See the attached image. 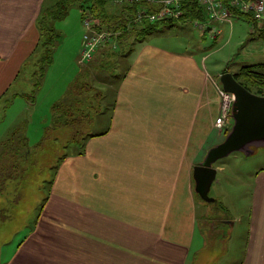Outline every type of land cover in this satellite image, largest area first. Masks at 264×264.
Returning a JSON list of instances; mask_svg holds the SVG:
<instances>
[{
	"label": "crops",
	"instance_id": "1",
	"mask_svg": "<svg viewBox=\"0 0 264 264\" xmlns=\"http://www.w3.org/2000/svg\"><path fill=\"white\" fill-rule=\"evenodd\" d=\"M45 3L0 0V99L36 51ZM220 88L191 53L140 48L115 97L105 98L113 106L106 130L59 164L38 230L27 238L33 236L36 249L25 255L19 248L10 264L50 263L40 256L39 226L56 233L72 229V264H196L192 250L204 233L193 171L219 143L212 131ZM254 189L241 256L233 264H264V170ZM47 212L61 218H45Z\"/></svg>",
	"mask_w": 264,
	"mask_h": 264
},
{
	"label": "rangeland",
	"instance_id": "2",
	"mask_svg": "<svg viewBox=\"0 0 264 264\" xmlns=\"http://www.w3.org/2000/svg\"><path fill=\"white\" fill-rule=\"evenodd\" d=\"M121 7L106 5L111 14ZM52 26L57 32L53 62L47 65L42 50H36L24 63L12 90L0 99V264H10L19 248L25 255L36 249L30 247L33 236L27 238L38 230L59 164L83 151L90 136L106 130L110 122L106 116L113 106L107 105L105 98L115 97L117 84L134 64L140 48L152 44L191 53L221 86L225 69L234 73L242 66L264 63V35L251 33L246 15L221 23L216 38L187 20L164 21L149 32L136 25L130 30L119 27L128 37L116 38L115 48L107 49L105 55L100 51L83 63L80 52L87 28L81 4L70 5ZM111 84H115L113 88ZM81 116L88 120H82L78 129L74 118ZM214 127L212 134H219L215 143L224 140L232 128ZM214 167L221 168L209 194L217 203L197 197L204 237L192 250V258L196 264H233L241 256L238 247L244 243L249 225L254 179L264 170V147L249 155L234 151L217 160ZM50 214L61 218L59 212H47L45 218ZM60 229L62 232L56 233L39 226L40 256L43 253L49 264H58L60 257L72 264V229Z\"/></svg>",
	"mask_w": 264,
	"mask_h": 264
},
{
	"label": "built area",
	"instance_id": "3",
	"mask_svg": "<svg viewBox=\"0 0 264 264\" xmlns=\"http://www.w3.org/2000/svg\"><path fill=\"white\" fill-rule=\"evenodd\" d=\"M113 3L124 6L129 16L126 28L133 23L156 24L164 21L187 20L200 30L206 31L211 37L220 34L218 27L221 23L231 21L232 17L246 15L252 19V32L264 34V0H112ZM189 1H192L195 9L206 10V19L189 18L186 16ZM136 6V10L130 15L128 8ZM204 12V11H203ZM84 25L87 32L84 35L81 49L80 62L90 61L98 48L114 40L117 33L98 28L100 21L93 16L90 10L84 11ZM221 96L220 115L216 120L219 128L228 127L231 124L232 106L235 95L222 87L219 89Z\"/></svg>",
	"mask_w": 264,
	"mask_h": 264
},
{
	"label": "water",
	"instance_id": "4",
	"mask_svg": "<svg viewBox=\"0 0 264 264\" xmlns=\"http://www.w3.org/2000/svg\"><path fill=\"white\" fill-rule=\"evenodd\" d=\"M222 87L235 95L232 106L234 120L231 130L220 143L212 146L202 162L194 166L196 193L205 201L215 202L209 192L216 178L214 163L234 151L249 155L264 147V95L248 90L230 71L220 76Z\"/></svg>",
	"mask_w": 264,
	"mask_h": 264
},
{
	"label": "trees",
	"instance_id": "5",
	"mask_svg": "<svg viewBox=\"0 0 264 264\" xmlns=\"http://www.w3.org/2000/svg\"><path fill=\"white\" fill-rule=\"evenodd\" d=\"M76 2H79L83 9L88 8L93 13V16L100 21L98 25L99 29H106L108 31H116L119 27H123L124 29H126L128 17L125 16L129 15L125 12L124 7V9H121L116 14L108 13L106 5L110 4L111 0H46V3L42 8V11L38 18V26L40 29V41L38 43V46L36 47V50H42L44 57L46 58L47 65L53 62L54 51L56 47L57 32L54 30L52 23L55 20L64 17L68 11L69 6ZM86 5H88V7H85ZM188 6L189 7L187 9L186 14L187 17H198L202 19L206 18L205 12L195 9V6L192 1H189ZM128 10L130 15H132L133 12L136 10V6L129 7ZM248 19L250 20V18ZM133 25L139 26L142 32H149L151 31V29L155 28L157 24L139 25L133 23L130 27L132 28ZM259 33L263 34V32ZM123 34L119 35L118 38L121 39L128 37ZM110 47H112V45L102 48L103 50H100L102 52L101 55L107 54V49H109ZM109 54L111 56L112 53L109 52ZM262 67H264V63L256 65H245L242 66L237 72H234V74L238 81L243 84L248 90L259 95H264V70L261 69ZM70 115L72 116V110L70 112ZM74 119L75 125L78 129V126L82 125V120H88L84 116L77 118L75 117ZM69 120H71L72 122V118ZM89 120L92 121V119ZM64 125H67V122H65ZM78 140L79 138L77 139V141ZM83 152L84 150L78 153ZM198 197L200 196L198 195ZM215 202L217 203V200H215Z\"/></svg>",
	"mask_w": 264,
	"mask_h": 264
}]
</instances>
